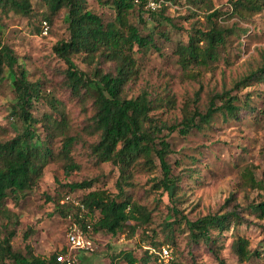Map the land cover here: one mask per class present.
<instances>
[{"label": "rangeland", "instance_id": "374dc122", "mask_svg": "<svg viewBox=\"0 0 264 264\" xmlns=\"http://www.w3.org/2000/svg\"><path fill=\"white\" fill-rule=\"evenodd\" d=\"M83 1L87 8L101 15L103 21L113 18L114 11L109 5L97 0ZM31 2L29 14L0 9V38L17 59L11 69L5 64L0 66V141L12 138L22 128L21 120L12 112L15 100L12 80L19 67L26 69L28 80L39 81L42 93L30 109L38 119L33 126V143L48 137L42 123L45 113L52 111L48 104L51 97L63 104L66 124L63 133L47 138L54 155L42 167L32 187L18 200L8 196L4 204L19 218L11 238L12 247L25 252L29 246L34 253L48 256L62 247L67 248V214L57 211L56 199L62 204L60 199L70 194L80 200L87 191L70 189L67 183L95 178V187H104L116 194L119 169L109 160L98 161L93 154L90 145L98 135L89 130L94 111L92 98L89 96L82 102L71 92L65 83L66 62L52 50L56 41L69 36L67 8L63 6L52 13L43 0ZM199 4L193 6L187 0H177L164 12L169 18L161 19L158 24L145 11L139 13L136 8L130 13V20L142 33L153 30L156 46L138 54L139 70L126 84L125 94L135 96L146 90L155 99L153 115L168 123L181 120L186 110L205 111L212 95L227 90L239 95L241 109L235 117H225L217 111L209 124L201 129L193 128L184 135L168 132L172 151L167 160L176 181L172 194L154 185L162 176L157 157L152 168L136 164L129 178L131 182L124 188L133 199L147 206L150 219L139 224L131 236L127 227L114 234L92 230L94 249L74 250L75 264H126L118 256L120 250L131 249L139 257L145 247L156 255V261L162 262L156 252L162 246L169 249L168 261L218 264L206 243L189 238L181 215L194 219L233 208L238 211L240 222L233 221L219 236L215 244L219 255L226 264H264V217H258L250 208L264 196V187H251L242 177V172L250 169L259 179L264 169V81H252L239 88L234 86L262 62L264 4L259 10L241 7V12L234 10L232 0H203ZM44 20L48 25L46 33L43 32ZM212 24L225 31L217 59L208 66L194 65L192 72L184 70L177 61L176 45L187 41L192 27L208 29ZM72 60L87 72L95 65L103 70L113 66L112 61L103 59L88 62L84 53L73 54ZM215 101L221 103L218 97ZM64 135L75 138L70 154L79 166L70 172H65V159L57 153ZM4 223L6 218L0 211V239L6 231ZM238 235L247 237L249 248L254 250L247 259H239L233 248Z\"/></svg>", "mask_w": 264, "mask_h": 264}, {"label": "trees", "instance_id": "16d2710c", "mask_svg": "<svg viewBox=\"0 0 264 264\" xmlns=\"http://www.w3.org/2000/svg\"><path fill=\"white\" fill-rule=\"evenodd\" d=\"M31 1L0 0V9L29 14L32 11ZM43 1L52 13L63 6L67 8L69 36L56 41L52 50L66 62L65 83L71 92L82 102L89 96L92 98L94 111L90 117L89 130L98 135V139L90 145L93 154L98 161L109 160L119 169L116 180L118 196L104 187H95V178L67 183L70 189H87L80 197L85 207L80 221L83 224L90 222L93 231L104 230L112 234L124 231L127 227L131 236L139 224L150 219L147 206L133 199L124 188L125 184L131 182L129 178L132 168L136 164L152 168L155 165L154 158L157 157L162 176L154 185L163 192L172 194L176 181L167 160L168 153L172 151L168 134L176 131L184 135L193 128L201 129L212 121L217 111L222 112L225 117L237 116L241 109L240 97L228 90L222 94L216 93L211 96L205 111L186 110L181 120L168 123L153 115L155 99L146 90L135 96L125 94L126 84L139 70L138 54L156 46L153 30L142 33L130 20V13L136 8L139 13L145 11L158 24L161 19L169 18L164 12L176 4L177 0H163L162 5L156 9L147 7V0H97L101 4L109 5L114 11L113 18L107 21H103L101 15L87 8L83 0ZM187 1L193 6H199L203 0ZM232 4L234 10L241 12V7L259 10L264 3L262 0H232ZM46 18L49 19V16ZM224 41L225 31L222 27L212 24L208 29H201L194 26L189 30L187 41L180 42L175 47L177 61L188 72H192L194 65L208 66L217 59L218 49ZM75 53H84V59L88 62L95 59L112 61L113 66L109 70H103L95 65L91 72H87L73 62L72 56ZM16 61L11 48L2 43L0 38V66L5 64L11 69ZM252 81H264V55L261 64L236 81L234 86H247ZM12 89L15 99L12 112L21 120L22 128L12 138L0 141V211L6 218L3 225L6 231L0 239V264H65L56 258L59 252L67 250L64 247L48 256L34 253L29 246L25 252L12 247L11 238L15 234V225L19 223V218L4 201L8 196L18 200L20 195L32 187L42 167L54 155L47 138L51 139L56 133H63L66 124L63 104L51 97L48 104L52 111L45 113L42 123L48 137L41 139L39 143H33V126L38 119L32 115L30 109L35 99L42 96L39 81L28 80L26 69L19 67L13 76ZM216 97L221 103L215 101ZM245 99L247 101V98ZM74 139L72 135H64L57 152L65 159V172L79 166L70 154ZM242 177L251 187H264V169L259 179L250 169L244 170ZM55 207L61 215L70 211L76 212L70 203L59 204L58 198ZM250 208L258 217L263 218L264 196L253 202ZM181 217L189 238L194 242L206 243L218 264H226L215 244L233 221L240 222L238 211L233 208L223 213H206L194 219L185 215ZM262 229L264 241V225ZM171 242H174L173 239ZM233 248L239 259H247L254 252L249 248V239L241 235L233 241ZM118 256L125 260L126 264H164L156 261V255L153 256L147 247L139 257L135 256L131 249L120 250ZM165 264L182 263L170 259Z\"/></svg>", "mask_w": 264, "mask_h": 264}, {"label": "built area", "instance_id": "2783aa9c", "mask_svg": "<svg viewBox=\"0 0 264 264\" xmlns=\"http://www.w3.org/2000/svg\"><path fill=\"white\" fill-rule=\"evenodd\" d=\"M162 3L163 0H147L146 6L151 9H156L159 8ZM43 22V32L46 33L48 25L46 20ZM60 202L62 204L70 203L74 206L76 212L70 211L66 215L65 236L67 250L65 252H59L56 255V258L65 264H75L77 257L74 250L89 251L94 249V242L92 236L90 235L92 226L90 222L83 224L80 221L85 211V207L79 199H75L70 194H66L60 199ZM156 252L159 254V259L162 260L163 263L168 261L170 255L167 247L162 246L161 249Z\"/></svg>", "mask_w": 264, "mask_h": 264}]
</instances>
